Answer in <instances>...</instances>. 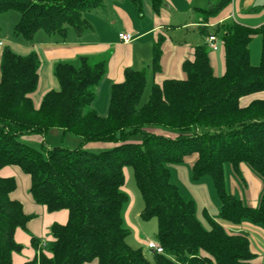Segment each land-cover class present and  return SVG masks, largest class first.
<instances>
[{"label":"trees","instance_id":"16d2710c","mask_svg":"<svg viewBox=\"0 0 264 264\" xmlns=\"http://www.w3.org/2000/svg\"><path fill=\"white\" fill-rule=\"evenodd\" d=\"M140 3V0H132ZM158 10L162 0H151ZM230 0L197 7L202 20L217 16ZM102 0H0V13L19 12L14 34L31 41L35 33L64 35L71 27H87L84 13ZM224 49V72L212 69L206 43L195 46L185 60V77L153 83L148 99L138 106L147 84L144 69L125 68L123 79L111 85L108 112L97 113L91 104L106 71L103 60L80 56L75 62H58L54 75L58 89H50L35 107L30 94L38 85L40 60L36 52L21 55L9 47L0 52V169L18 166L30 179L33 200L49 212L66 209V223L50 226L46 247L32 236L36 250L24 264H256L251 239L229 231L210 218L208 227L196 216L192 199H186L171 181L170 164L194 157L192 177L212 179L227 224L243 221L264 231V192L257 206L246 205L228 192L224 166L236 172L247 163L264 179V98L242 105V97L264 91V24L258 28L232 19L216 27ZM202 34L206 28L202 27ZM261 36L260 61H250L249 44ZM162 40L152 46L151 69L160 71ZM215 128L197 131L198 127ZM52 128L80 137L77 147L44 146L22 142L24 134H39L46 141ZM136 135L140 140H133ZM104 144L100 151L88 145ZM131 166L141 193L140 217L156 218V242L162 253L149 259L142 248L130 246L122 209L129 196L123 191L124 167ZM13 176L0 175V264H13V253L23 245L14 238L17 228L27 231L32 215L12 197ZM205 252L206 254H204Z\"/></svg>","mask_w":264,"mask_h":264},{"label":"crops","instance_id":"0c3cea01","mask_svg":"<svg viewBox=\"0 0 264 264\" xmlns=\"http://www.w3.org/2000/svg\"><path fill=\"white\" fill-rule=\"evenodd\" d=\"M162 1L159 9L155 10L151 0H140L139 5L132 0H102L98 7L84 13L88 25L81 32H77L71 27L66 30L64 35L48 34L43 30L37 31L28 45L20 49L22 50L20 51L21 55L31 51L36 52L40 60L38 85L36 90L30 94L35 107H39L41 98L47 91L58 89L59 84L54 75V66L58 62H75L80 56H88L94 61L103 60L105 62L106 71L96 86V95L91 104L98 114L105 116L108 112L111 85L123 79L125 68L144 69L147 73V83L150 80L152 84H161L168 78H184L182 63L185 60H192L195 46L206 43L207 37L213 34L216 37L218 48L216 50L208 48L209 61L214 73L222 75L224 72V49L220 34L215 31L216 27L227 19L254 28L264 24V2L260 3L258 0H232V4H227L217 16L210 18L208 22L202 20V15L197 7L206 6L208 2L215 3L218 0ZM202 27L206 28V34L201 33ZM132 30H138V35L128 42L120 40L119 32ZM160 38L162 40L161 69L154 73L150 66L152 46ZM249 51L251 63L257 65L261 55L260 34H255L252 38ZM255 98H264V91L244 96L240 103L246 105ZM88 147L104 148L105 145L93 143ZM193 161L194 157H191L190 163L193 164ZM21 173L24 172L14 165H7L0 169L1 176H13L16 179L17 188L12 193V197L22 202L26 214L32 215L27 223V231L17 228L14 233L17 242L29 247L24 251L29 258L23 259L17 256L15 261L14 252L12 255L13 264H24L36 255V250L31 244L32 236L27 232L40 238L48 231L50 232V226L54 222L64 224L68 219L66 209L49 212L45 205L36 203L29 191V176L27 174V176H22ZM224 174L227 190L228 178H230L233 188L231 192L233 193L234 189L239 188V185L243 183L247 205L257 206L259 204L261 194L264 192V179L247 163H240L238 172L232 165L230 169L225 167ZM20 176L23 179V187L18 180ZM240 176L243 181H240ZM228 192L230 191L228 190ZM240 194L239 197L243 202L241 191ZM134 203L135 199L133 198L132 201L130 198L125 218L128 226L138 232L130 218ZM201 214L202 219L198 217L196 210V216L203 224L204 219L208 223L205 216L207 214L213 220L224 224L229 231L246 234L251 239L252 250L258 254L255 260L256 264H264V231L259 226L247 221L238 225L227 224L222 222L220 211L214 213L207 207L202 208ZM49 240H52V236ZM43 244L45 243L43 242ZM140 244L137 248H142L146 257L152 258V252L147 249L146 244L144 242ZM92 262L97 264L96 260L86 264Z\"/></svg>","mask_w":264,"mask_h":264},{"label":"rangeland","instance_id":"374dc122","mask_svg":"<svg viewBox=\"0 0 264 264\" xmlns=\"http://www.w3.org/2000/svg\"><path fill=\"white\" fill-rule=\"evenodd\" d=\"M216 1V0H212ZM260 3H263L264 0H258ZM229 4H232V0H230ZM205 5V4H204ZM87 13V11H86ZM19 19V12L17 10H7L0 13V41L2 42V46H0V52L3 49V47H9L14 52L20 54L23 49V47L27 46L30 41H27L25 38H23L20 35H15L13 30L14 26L17 23ZM151 84L152 82L149 80L146 84L145 90L141 96V99L139 101L138 106H141L143 103H145L148 99L150 90H151ZM53 130V131H51ZM50 132L48 131L46 135V141L43 143V137H41L39 134H24L19 137V140L22 142H26L30 145H32L35 148L41 149L42 147H50L54 145H65L68 147H77L80 142V137L67 133L63 138L61 137L62 131L59 128H52ZM209 130L210 132H214L216 129L202 126L198 127L197 131H205ZM133 140H140L142 139V136L136 135L132 138ZM93 151H100L102 148H91ZM191 157H186L184 161L180 163H174L170 164V171H171V181L177 185L179 188L181 194L186 199H192L195 203L197 215L200 219H202L201 210L204 207H207V209L211 212H219L220 211V202L216 196L214 187L212 185V180L209 176H203L200 179L194 180L192 177V164L190 163ZM227 167L230 169L231 164L226 163L224 168ZM22 176H27L24 173H21ZM124 174H125V185L122 188L123 191L129 196V200L133 201V198L135 199V203L133 205V209L131 211L130 218L132 220V223L134 226L138 229V232L136 229L130 228L127 224V220L125 218V211L129 204L125 203L122 209V217L124 226L129 229V233L126 237V241L129 243L130 246L133 248H137L140 243L144 242L146 244L147 241L152 240L156 241V231H157V221L155 217H152L148 220H144L140 217V211L143 208V200L141 193L136 185L134 176H133V169L131 166H125L124 167ZM20 181L21 187H23V179L20 176L18 178ZM240 181H243V179L240 176ZM231 181L230 178H228V190L231 192L232 190ZM240 189V190H239ZM240 191L242 193V197L244 199L243 203L247 205L245 196H244V185L241 183L239 185V188L236 187L234 189L233 193L236 197L240 198L239 195ZM136 213H138V216H136ZM206 227H208V223H206L205 219L203 220ZM222 222L224 220L222 219ZM30 233V236H33V233ZM50 237V238H49ZM51 239L50 232L46 235H43L39 238L41 243H45L43 247H46L49 243V239ZM140 239V240H139ZM142 241V242H141ZM142 245V244H140ZM23 249L19 253H15L14 260H17V256L19 258L28 259L29 257L24 253V251L28 250L29 247H26L23 245ZM33 250V249H32ZM206 254L205 252H203ZM149 257V256H148ZM150 258V257H149ZM151 259V258H150ZM89 264H95V263H89Z\"/></svg>","mask_w":264,"mask_h":264},{"label":"built area","instance_id":"2783aa9c","mask_svg":"<svg viewBox=\"0 0 264 264\" xmlns=\"http://www.w3.org/2000/svg\"><path fill=\"white\" fill-rule=\"evenodd\" d=\"M138 30H132V31H122L118 33V36L120 38V40H122L123 42H128L130 41L132 38H134L135 36L138 35ZM2 44V42H0V45ZM206 44L208 46V48L212 49V50H216L218 48L217 42H216V37L215 35H209L207 37V41ZM146 247L147 249H149L152 252L155 253H162L163 249L162 246L159 245V243H157L156 241H152L149 240L146 242Z\"/></svg>","mask_w":264,"mask_h":264}]
</instances>
